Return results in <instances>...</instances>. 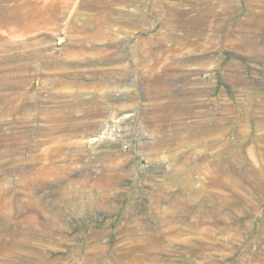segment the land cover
Returning a JSON list of instances; mask_svg holds the SVG:
<instances>
[{"label":"rangeland","instance_id":"rangeland-1","mask_svg":"<svg viewBox=\"0 0 264 264\" xmlns=\"http://www.w3.org/2000/svg\"><path fill=\"white\" fill-rule=\"evenodd\" d=\"M0 191V264H264V0H0Z\"/></svg>","mask_w":264,"mask_h":264},{"label":"bare ground","instance_id":"bare-ground-1","mask_svg":"<svg viewBox=\"0 0 264 264\" xmlns=\"http://www.w3.org/2000/svg\"><path fill=\"white\" fill-rule=\"evenodd\" d=\"M4 17L2 18V20H1V22L2 23H11V22H14V21H16L17 19H18V15L17 14H15L14 12H10V11H5V13H4V15H3ZM52 18L53 19H56V22L55 21H53L54 23L53 24H55V23H59V21H60V19L55 15V16H52ZM10 159V158H9ZM7 172V171H6ZM5 172V173H6ZM3 176H4V174H2ZM1 178H2V176H1ZM23 177H21V179H22ZM20 179V178H19ZM20 179V181L21 182H19V183H21L22 185H25L24 183H22V181L24 180H21ZM2 180V179H1ZM29 180V179H28ZM24 181H26L27 182V184H28V181L27 180H24ZM12 182L10 181V184H11ZM4 184V183H3ZM6 185V184H5ZM9 185V184H8ZM2 186V185H1ZM10 188V187H9ZM2 189V188H1ZM5 188H3V190H4ZM1 192V191H0ZM24 198V197H23ZM15 199V198H14ZM20 199H22V198H20ZM25 200V199H24ZM0 202L1 203H3V204H6V205H8L9 203H8V199H7V197H6V194H3V193H0ZM28 202V201H27ZM10 206V205H9ZM25 208V207H24ZM1 209H3V208H1ZM6 209V208H5ZM4 209V210H5ZM10 209V208H9ZM26 209V208H25ZM27 210V209H26ZM36 212V211H35ZM22 214V213H21ZM10 215H13V214H11V213H8V212H0V220L1 219H3V218H5V216H6V218L8 217H10ZM34 216V215H33ZM23 217V216H22ZM31 218H32V216H31ZM10 219V218H9ZM34 219V218H33ZM23 220V219H22ZM22 220H20V221H22ZM27 220V219H26ZM16 221V220H15ZM36 221V220H35ZM34 221V222H35ZM14 222V221H13ZM27 222H29V221H27ZM27 222H26V224H27ZM1 223V222H0ZM15 223V222H14ZM36 223V222H35ZM24 225V222L23 223H21V225ZM22 225V226H23ZM26 228V227H25ZM25 230V229H24ZM24 230L22 229V228H19V229H17L16 231H13V230H7V229H5L2 233H0V256L1 257H6V258H8V259H11V257L16 253V252H18L21 248H22V246L20 245V244H18L17 243V241H14V239L15 238H11V237H9L10 235H20V237L22 236V235H24ZM24 249V248H23ZM17 255V254H16ZM18 257H19V255H17ZM14 257V256H13ZM16 258V257H15ZM28 259V258H27ZM4 260H6V259H4ZM26 260V259H25ZM24 260V261H25ZM19 261V260H18ZM13 262H15V260H13ZM13 264V263H12ZM21 264V263H20Z\"/></svg>","mask_w":264,"mask_h":264},{"label":"built area","instance_id":"built-area-1","mask_svg":"<svg viewBox=\"0 0 264 264\" xmlns=\"http://www.w3.org/2000/svg\"><path fill=\"white\" fill-rule=\"evenodd\" d=\"M125 130L126 128L119 121L112 120L107 123L100 136L106 137L108 135L112 142H120L124 148H128L131 141L125 136Z\"/></svg>","mask_w":264,"mask_h":264}]
</instances>
